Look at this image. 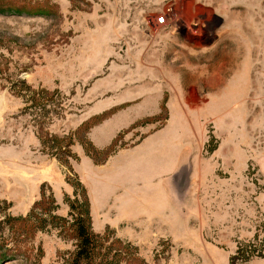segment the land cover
I'll return each instance as SVG.
<instances>
[{
	"label": "rangeland",
	"instance_id": "374dc122",
	"mask_svg": "<svg viewBox=\"0 0 264 264\" xmlns=\"http://www.w3.org/2000/svg\"><path fill=\"white\" fill-rule=\"evenodd\" d=\"M79 183L131 264H264V0H0V217L70 218ZM72 231L6 228L0 264Z\"/></svg>",
	"mask_w": 264,
	"mask_h": 264
},
{
	"label": "trees",
	"instance_id": "16d2710c",
	"mask_svg": "<svg viewBox=\"0 0 264 264\" xmlns=\"http://www.w3.org/2000/svg\"><path fill=\"white\" fill-rule=\"evenodd\" d=\"M52 140L47 141L50 147L54 146ZM56 140L58 139H55V142ZM43 142L46 144L45 141ZM80 186L82 197L67 199L71 207L70 218L52 214L50 208L46 209L49 215L38 213L35 208L26 215L4 214L0 217V241L3 239V231L6 228L9 235L22 238L51 225L59 226L67 223L73 230L76 248L65 264H131L132 251L129 244L123 248L120 246L122 242L120 239L110 241L108 232L98 233L94 230L89 197L86 189L79 183L78 187ZM241 250L240 245L238 254ZM234 259L236 256L232 257V261Z\"/></svg>",
	"mask_w": 264,
	"mask_h": 264
},
{
	"label": "built area",
	"instance_id": "2783aa9c",
	"mask_svg": "<svg viewBox=\"0 0 264 264\" xmlns=\"http://www.w3.org/2000/svg\"><path fill=\"white\" fill-rule=\"evenodd\" d=\"M176 13L173 6L168 7L165 11L160 12L153 19V25L156 27H169L175 23Z\"/></svg>",
	"mask_w": 264,
	"mask_h": 264
}]
</instances>
